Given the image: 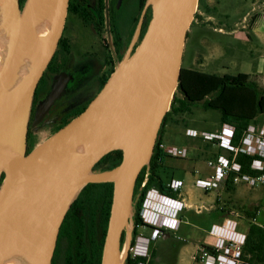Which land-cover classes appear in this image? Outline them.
I'll list each match as a JSON object with an SVG mask.
<instances>
[{
  "label": "water",
  "instance_id": "obj_1",
  "mask_svg": "<svg viewBox=\"0 0 264 264\" xmlns=\"http://www.w3.org/2000/svg\"><path fill=\"white\" fill-rule=\"evenodd\" d=\"M68 1L36 0L29 7L25 0L18 14L19 0H15L0 32V100L19 68L26 65L28 69L16 93L0 102V262L24 248L35 264H51L60 225L79 193L87 185L112 184L100 264H124L133 226L135 183L149 163L177 89L186 36L198 7V0H147L133 42L147 7L151 19L132 54L128 52L116 63L79 116L26 154L34 91L60 39ZM46 25L42 50L31 57L27 31ZM60 91L59 86L52 91L41 112ZM113 151L121 152L119 165L94 173L99 161ZM62 157L69 158V166L58 174L53 166ZM122 232L125 240L120 247Z\"/></svg>",
  "mask_w": 264,
  "mask_h": 264
},
{
  "label": "flooded vegetation",
  "instance_id": "obj_2",
  "mask_svg": "<svg viewBox=\"0 0 264 264\" xmlns=\"http://www.w3.org/2000/svg\"><path fill=\"white\" fill-rule=\"evenodd\" d=\"M146 1H68L60 39L34 91L27 125L26 154L35 148H32L31 144L37 130L49 121L50 129H53L52 136L79 116L103 88L116 63L128 52L132 54L151 19V9L147 7L139 34L133 42ZM57 86L61 88L60 93L51 105L41 112L42 105ZM80 87H84L81 92ZM62 99H66L67 109L62 116L52 119ZM104 171L108 170L98 169L96 166L93 169L94 173ZM100 226V214L96 212L91 230L82 228L79 232L75 227L70 243L68 238L59 240L57 235L51 264H85L83 259L86 247L88 264H95L96 243L102 237ZM81 233L82 236L79 235ZM124 240L125 233L122 232L120 247ZM69 248L72 249L71 259L66 255Z\"/></svg>",
  "mask_w": 264,
  "mask_h": 264
},
{
  "label": "trees",
  "instance_id": "obj_3",
  "mask_svg": "<svg viewBox=\"0 0 264 264\" xmlns=\"http://www.w3.org/2000/svg\"><path fill=\"white\" fill-rule=\"evenodd\" d=\"M24 1L19 0V3L22 4ZM201 9H204V2L203 0H198V10L194 15V21L200 20L199 12ZM187 37L188 33L186 39ZM176 93L180 97L174 94L169 111L162 119L149 163L141 170L135 183L132 206L134 227L131 232L130 244L133 243L136 236V227L141 224L140 211L145 195L149 190L154 189L161 194L177 198L178 192H173L169 189L167 184H164L158 175V170L161 168L164 159L169 157L160 149V145L163 144L164 129L168 125H178L179 121L184 123L181 117L186 114L191 115L192 110L199 105L203 111L214 110L219 113V127L222 124H230L234 127V144H236L246 128L251 124L259 125V118L264 116V88L258 84L257 78L245 73H238L236 75L223 74L219 76L181 67ZM218 154H220V151H217L215 156ZM121 158L120 151H113L102 158L96 167L98 169L111 170L119 165ZM236 161L241 166L242 174L257 175V173L249 169L252 161L251 157L238 155ZM144 181V186L141 188ZM223 186L226 187L228 192L234 190L230 179H227ZM111 196V184L87 185L70 205L58 231L59 240L65 237L68 238L70 243L72 230L75 227L78 228L79 232L82 231V228L85 230L90 228L91 230L95 214L98 212L101 218L100 228L102 237L96 243L95 264L100 263ZM216 202L219 205L218 201ZM242 212L247 220V230L241 249L240 260L244 264H264V226L256 223L255 214L252 211L243 209ZM227 213L228 209L225 210L221 206L211 215L213 219H217ZM167 234L164 233L163 235L167 236ZM79 235L82 236V233ZM87 253L86 247L83 259L85 264H88ZM154 253L155 250L151 249L150 258H152ZM71 254L72 249L69 248L66 254L69 259H71ZM140 260H131L129 255H127L124 264H135Z\"/></svg>",
  "mask_w": 264,
  "mask_h": 264
},
{
  "label": "rangeland",
  "instance_id": "obj_4",
  "mask_svg": "<svg viewBox=\"0 0 264 264\" xmlns=\"http://www.w3.org/2000/svg\"><path fill=\"white\" fill-rule=\"evenodd\" d=\"M238 4L242 5V13L241 15H234L229 13L231 5L226 2V0H219V7L217 8V14H215L216 17V24H213L208 21L207 24H210L211 28L210 30H207L206 33L203 35L202 33L199 34V30H195V25L197 21L193 20V24L190 26L189 30L192 32V34L196 37V39L193 42H190L186 44V54L183 55L181 65L183 68H191V57L193 56V53H197L199 51H203L204 48L200 45V37L205 36L208 40V43L211 45H214L216 47H222L226 48L228 47L227 44H234V41L232 38L228 35L224 34H218L217 32H213V28L217 29L219 27H222L224 31H226L228 28L233 27L234 24L239 23L241 21L242 14L250 13L251 11V4L252 2H255L256 0H237ZM245 5H243V3ZM19 3V2H18ZM25 3V1H24ZM24 3L18 4L17 6V12L20 14L22 12V9L24 7ZM258 3V1H257ZM259 4V3H258ZM257 4V6H258ZM255 5L253 6V9H255ZM198 10V7H197ZM229 13V18L221 17L220 14H223L224 12ZM197 12V11H196ZM219 23L220 25H218ZM196 31L198 33H196ZM216 31V30H215ZM189 32V31H188ZM227 32V31H226ZM244 33H247V31H243ZM248 47H239L237 51H235V56L229 51L224 52L223 58H218V60H215L212 62L211 66H209L207 69H199L204 72H207L209 74H215V75H223V74H230V75H236L238 72H242L245 74H252V67L255 64V55L258 53L264 54V47H262V50H260V47L258 50H255L254 59L251 58L250 52H248ZM239 68H237V62H239ZM234 63V67L229 66L228 64ZM223 65H226L227 69L223 68ZM197 68V67H195ZM254 77V76H253ZM257 78L258 84L264 88V77H255ZM84 87H80L79 92L82 91ZM86 89V88H85ZM176 96L180 95L178 93H175ZM63 103V104H62ZM66 99H62L60 105L57 106V109L52 115V119H57L58 117L62 116L67 107H66ZM184 123H181L179 121L178 125H168L166 129H169L167 132L166 137L163 140V144L165 146H174L176 148H186L188 151L187 157L185 159H175L172 157L165 158L163 161V164L161 165V168L158 170V175L161 178V180L164 182V184H167L170 182L171 179H174L176 181H179L182 183V187L180 189V193H188L186 196L182 195L180 196V199L182 198L184 201V204H186V208H183L178 216V219L180 220V227L177 232H168L167 236H170L168 239L163 240L164 235L161 236L157 241L151 242V249L155 250L154 255L151 260H149L148 264H200L197 260L193 259L195 251L198 249V247L203 243L206 233L202 232L205 229L208 230L210 227V224L213 220L212 213L216 211L219 207H224L225 210L228 209V213L220 216V223L225 218H231L235 214L237 215L236 221H237V227L239 225L241 226V229L247 228L246 226V218L242 214L243 209L248 208L251 209L254 205L252 203L248 202L247 197L251 196L252 191L256 188L257 191L259 190V186L248 189L243 186H237L234 187V190L227 191L226 187H220L219 189L213 191L209 195L205 196V193H203L201 190L195 188L194 182L195 179L198 177H207L211 174V170L206 167V162L211 160L215 154H217V151H219L213 144L211 143H205L201 140L197 139H191L184 136V128H192L196 129L198 131H209V132H215L219 129L218 124V118L219 113L214 110H208L203 111L198 105V107L194 108L192 110L191 115H184L183 117ZM259 126L264 125V116L259 118ZM51 123L48 121L44 126H42L39 130L36 131V134L34 135L33 141H32V148L38 146L42 142H44L46 139H48L53 129H50ZM165 129V131H166ZM197 171V175H193L192 172ZM262 187V186H261ZM246 190V193H242L241 190ZM264 189V188H260ZM261 198H260V214L256 216V220L259 224H264V191L261 192ZM202 198H205L207 200H213L211 202H208L207 200H204ZM218 204L217 205V202ZM245 202V207H244ZM248 202V203H247ZM243 203V204H242ZM248 206V207H247ZM202 207V208H197ZM201 209V210H200ZM195 211H201L200 217L198 218L197 222L191 218V215L195 213ZM198 215V214H197ZM226 215V216H225ZM194 216V215H192ZM196 217V216H194ZM197 223L200 227L199 230H195L194 228L197 227L193 223ZM188 222V226H186ZM185 226V227H184ZM192 229L194 233L198 236H202L201 243L197 244L196 249L193 247V240L189 238L188 232ZM243 230V231H245ZM188 231V232H187ZM151 234L150 228H144L142 231V235L144 237H148ZM202 234V235H201ZM195 235V236H196ZM183 237L186 240L183 239V242L178 239ZM188 238V239H187ZM196 238V237H194ZM190 239V240H189ZM193 241V242H192ZM184 245L185 251L189 250V252H183L180 253V247ZM193 254V255H192ZM192 257V258H191Z\"/></svg>",
  "mask_w": 264,
  "mask_h": 264
},
{
  "label": "built area",
  "instance_id": "obj_5",
  "mask_svg": "<svg viewBox=\"0 0 264 264\" xmlns=\"http://www.w3.org/2000/svg\"><path fill=\"white\" fill-rule=\"evenodd\" d=\"M183 132L185 137L211 143L220 151V154L206 162L211 174L196 178L195 188L203 193H211L222 187L227 179H230L234 187L243 186L248 189L264 187V125H249L236 144L235 129L230 124H222L215 132L198 131L188 127L184 128ZM160 149L175 159H185L188 154L186 148L179 149L164 144L160 145ZM238 155L252 158L249 169L257 175L241 173V166L236 161ZM197 174V171L193 172V175ZM144 183L145 181L141 188ZM167 186L173 192H178L177 198L161 194L154 189L145 195L140 211L141 224L136 227V236L133 243H129L127 251L131 260L141 259L135 264H148L151 242L157 241L164 233L177 232L180 227L178 216L181 210L187 207L184 200L180 199L183 195L179 192L182 183L171 180ZM236 216L235 214L231 218H225L220 224L212 225L203 243L195 251L193 259L200 264H244L240 257L246 233L237 231ZM144 228L151 229L149 238L142 235Z\"/></svg>",
  "mask_w": 264,
  "mask_h": 264
},
{
  "label": "crops",
  "instance_id": "obj_6",
  "mask_svg": "<svg viewBox=\"0 0 264 264\" xmlns=\"http://www.w3.org/2000/svg\"><path fill=\"white\" fill-rule=\"evenodd\" d=\"M258 1V3H257ZM204 2V9L200 10L201 16H200V20L197 21L196 25H195V30H199V34H205L207 30H210L211 26L210 24H207L208 21L216 24V17L215 14H217V8L219 7V0H203ZM226 2L228 4L231 5L230 11L229 13L234 14V15H241L242 13V5L238 4L237 0H226ZM246 2L243 3V5H245ZM258 4V6H257ZM255 5V9H253V6ZM252 8L250 13H245L242 14L241 17V21L239 23H236L233 25V27L228 28L226 31L223 30V26L219 27L217 29L213 28V32H217L218 34H224V35H228L232 38V40L234 41V44H227L228 47L226 48H222V47H216L214 45H211L210 43H208V40L206 39L205 36L200 37V45L204 48V50L201 52H197V53H193V56L191 57V68H186V69H191V70H196V71H200L203 73H207L204 72L202 70L199 69H207L209 66H211L212 62H214L215 60H218V58H223L224 56V52L225 51H229L233 54V56H235V51H237L238 46L239 47H248L251 55V58L254 59V53L255 50H258V48L260 47V50H262V47H264V0H256L255 2H252L251 4ZM229 13L228 12H224L223 14H220L219 16L221 17H225V18H229ZM218 25H220L219 23H217ZM216 30V31H215ZM218 30H221V32H218ZM188 37L186 39L185 45H184V50H183V55L186 54V44L193 42L196 37L192 34V32L190 30H188ZM243 31H247V33H244ZM196 33H198L196 31ZM255 64L252 67V74H248L250 76H254V77H264V54H260L258 53L257 55H255ZM183 58V57H182ZM239 62H237V68H239ZM234 67V63L228 64V67ZM182 67V65H181ZM197 67V68H195ZM226 65H223L224 69L226 68ZM238 73H242V72H238ZM166 129V128H165ZM164 129V133H163V140L167 135V132L169 129H166L165 131ZM195 129V128H194ZM193 173V172H192ZM174 180V179H172ZM176 181V180H175ZM223 187V186H222ZM260 188H264L259 186ZM264 191V189H260ZM261 191V192H262ZM242 193H246V190H241ZM261 192L257 191V189L255 188L250 197H247L248 202L252 203L254 206L251 209L246 208L245 206V202H244V207L245 210L248 211H252L255 214V220H256V216L258 214H260V210H261V206H260V198H261ZM212 193V192H211ZM188 193H183V195H187ZM210 193H205L206 195H209ZM204 200H207L205 198H202ZM214 199V198H213ZM212 199V200H213ZM212 200H207L208 202H211ZM247 202V203H248ZM243 204V203H242ZM248 207V206H247ZM197 208H202V207H197ZM201 210V209H200ZM201 211H195V213H193L192 215L196 216H192L191 218H193L196 222L197 219L200 217V213ZM198 214V215H197ZM203 218V217H200ZM220 219L221 218H217V219H213L210 227L214 224H220ZM194 221V225H196L197 227H195V230H199V225L197 223H195ZM223 221V220H222ZM246 222V226H247V220ZM256 223L258 225L264 226V224H259L256 220ZM188 226V222L186 223ZM185 227V226H184ZM210 227L208 228V230H202V232H208ZM245 229H241V226L239 225V227H237V231L238 232H243L246 233V230L243 231ZM190 232H188L189 234V238L191 240H193V247L196 249L197 244L201 243V237L200 235H196L194 233V231L192 229L189 230ZM196 235V236H195ZM202 235V234H201ZM196 237V238H194ZM167 239V236H164V240ZM183 242V239L186 240L185 238L181 237L178 238ZM188 239V238H187ZM189 239V240H190ZM183 252H189V250L185 251L184 245L182 247H180V253L182 254ZM193 255V254H192ZM192 258V257H191Z\"/></svg>",
  "mask_w": 264,
  "mask_h": 264
},
{
  "label": "bare ground",
  "instance_id": "obj_7",
  "mask_svg": "<svg viewBox=\"0 0 264 264\" xmlns=\"http://www.w3.org/2000/svg\"><path fill=\"white\" fill-rule=\"evenodd\" d=\"M36 0H26V4L29 7H32ZM15 7V0H0V32L2 31L3 24L6 21V12L10 8ZM49 25L40 28H30L27 31V40L29 45V53L31 57H37L42 50V47L45 43L47 38ZM1 46V43H0ZM3 66V61L0 60V71ZM28 75V69L25 66H21L18 70V76L13 80L10 84L8 90L2 96L0 102L5 103L8 101L16 91L21 87L23 84L26 76ZM69 166V158L62 157L61 159L57 160L53 166V171L58 174H64ZM74 199L72 197L66 205L70 204L71 201ZM125 255V246L122 248L120 253V261L123 260ZM0 264H35L33 261L32 256L30 255V251L28 249H20L13 253L12 255L8 256L4 260L0 262Z\"/></svg>",
  "mask_w": 264,
  "mask_h": 264
}]
</instances>
